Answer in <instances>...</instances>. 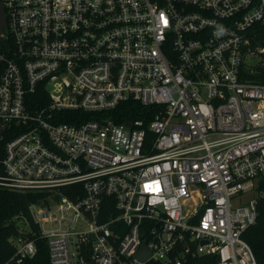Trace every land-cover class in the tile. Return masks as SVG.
<instances>
[{
	"label": "built area",
	"instance_id": "obj_1",
	"mask_svg": "<svg viewBox=\"0 0 264 264\" xmlns=\"http://www.w3.org/2000/svg\"><path fill=\"white\" fill-rule=\"evenodd\" d=\"M0 2V138L19 128L0 187L47 192L29 210L51 264H259L264 0ZM128 100L156 114L57 120ZM26 220L2 264L37 253Z\"/></svg>",
	"mask_w": 264,
	"mask_h": 264
},
{
	"label": "trees",
	"instance_id": "obj_2",
	"mask_svg": "<svg viewBox=\"0 0 264 264\" xmlns=\"http://www.w3.org/2000/svg\"><path fill=\"white\" fill-rule=\"evenodd\" d=\"M40 90V88H39ZM39 90L31 94L29 99L33 101L31 109H37L41 104L42 96ZM45 99V96H44ZM47 99V98H46ZM156 106H145L136 100L122 102L113 110L104 112H83L79 110L57 111L56 116L59 122H69L80 124L82 121L92 118L109 117L117 123L144 119L150 121L156 114ZM19 131L14 125H8L0 138V157L5 155L6 143ZM47 192L33 190H16L0 187V264L10 259L16 252L13 238L19 234V227L16 220L20 217L28 219L33 231L29 238L33 239L37 245V253L32 258L27 259L25 264H51L47 239L41 235L38 225L33 221L29 206L32 202L45 199ZM259 216L257 222L250 226L244 233L245 239L252 246L259 264H264V198L258 203ZM148 264H161L159 262H149ZM186 264H218L217 257H201L192 259Z\"/></svg>",
	"mask_w": 264,
	"mask_h": 264
},
{
	"label": "rangeland",
	"instance_id": "obj_3",
	"mask_svg": "<svg viewBox=\"0 0 264 264\" xmlns=\"http://www.w3.org/2000/svg\"><path fill=\"white\" fill-rule=\"evenodd\" d=\"M257 195L256 192H249V193H245L243 195L240 196V199H242L243 201H247L249 199H251L253 196ZM237 201H233V204H237ZM16 224L18 225L19 229H28V224H27V220L25 217H20L16 220Z\"/></svg>",
	"mask_w": 264,
	"mask_h": 264
},
{
	"label": "water",
	"instance_id": "obj_4",
	"mask_svg": "<svg viewBox=\"0 0 264 264\" xmlns=\"http://www.w3.org/2000/svg\"><path fill=\"white\" fill-rule=\"evenodd\" d=\"M0 23H1V28L4 27V25L6 24L5 21V13H4V9L2 7V4L0 2ZM105 123V122H104ZM130 124V123H127ZM150 253L147 252V250L145 249V246L143 248V250H141L138 254V257L142 260H146L149 257Z\"/></svg>",
	"mask_w": 264,
	"mask_h": 264
}]
</instances>
